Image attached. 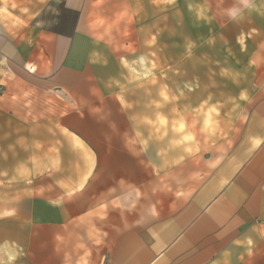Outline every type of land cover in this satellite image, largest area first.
I'll return each mask as SVG.
<instances>
[{"label": "crops", "instance_id": "1", "mask_svg": "<svg viewBox=\"0 0 264 264\" xmlns=\"http://www.w3.org/2000/svg\"><path fill=\"white\" fill-rule=\"evenodd\" d=\"M125 1L0 0V264H264V75L244 131L204 154L193 111L214 101L227 126L240 89L178 54L159 67L189 73L137 93L98 19ZM54 2L78 13L69 34L42 25ZM176 83L186 95L160 102Z\"/></svg>", "mask_w": 264, "mask_h": 264}, {"label": "rangeland", "instance_id": "2", "mask_svg": "<svg viewBox=\"0 0 264 264\" xmlns=\"http://www.w3.org/2000/svg\"><path fill=\"white\" fill-rule=\"evenodd\" d=\"M157 2V0L125 1L121 3V11L114 12L111 19H98L102 21L101 24H104L105 28H113L112 44L119 49L117 50L120 51L119 54L123 51L131 53L130 69L136 74L134 84L137 93L143 92L145 79L158 77L155 73L165 72L175 75L189 73L177 64L159 67L158 63L165 61V57L174 61L181 58L186 61L193 59L210 62V71H208L209 66H202L201 73L204 72L202 77L213 81V85L210 82L212 86L226 79L232 81L234 89H240L238 92H233V97L230 99L232 113L228 114L231 122L227 126L222 122L225 115L216 109L219 105L214 101H210L208 106L202 102L198 110L193 111L194 114L200 111L203 115L200 126H195L197 128L190 132L199 142L201 151L208 155L215 140L218 142L231 136L237 139L244 131V123L251 112L257 91L256 75H264V50L260 52L254 48V51H251L250 47H245L244 41L250 34H248L247 26H249V32L252 28L248 23L252 24L255 22L253 20L263 19L264 0H163L160 1L161 3ZM177 14L181 16L177 17ZM77 20L78 13L64 10L58 2L52 3L51 8L41 17L45 28L67 34ZM161 25H163L161 28L170 30L169 35L159 33ZM262 40L264 35L261 37ZM178 54L179 57L176 59ZM121 57L123 61L125 56ZM157 58H159L158 62ZM152 85L154 88L157 82ZM176 85L177 83L164 98L159 96V101L165 102L172 96H177V99L184 97L186 94L181 91L183 88L176 89ZM212 86L211 91H214ZM178 90L179 93H177ZM167 95L171 97L168 98ZM177 99L174 98V100Z\"/></svg>", "mask_w": 264, "mask_h": 264}]
</instances>
